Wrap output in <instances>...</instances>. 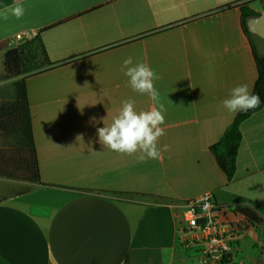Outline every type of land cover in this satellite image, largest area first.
I'll return each mask as SVG.
<instances>
[{"label":"crops","instance_id":"obj_1","mask_svg":"<svg viewBox=\"0 0 264 264\" xmlns=\"http://www.w3.org/2000/svg\"><path fill=\"white\" fill-rule=\"evenodd\" d=\"M243 4L264 14V0H25L22 19L0 20V77L18 34L21 44L40 33L52 63L26 79L41 184L0 191V264H201L179 234L177 206L206 193L257 213L254 226L229 220L241 232L234 264H262L264 108L241 124L232 181L210 150L237 114L223 106L229 90L253 91L258 79ZM129 56L161 77L158 146L170 150L159 160L113 152L97 136L122 101L153 106L128 85ZM18 79H0L2 101L14 99Z\"/></svg>","mask_w":264,"mask_h":264},{"label":"trees","instance_id":"obj_2","mask_svg":"<svg viewBox=\"0 0 264 264\" xmlns=\"http://www.w3.org/2000/svg\"><path fill=\"white\" fill-rule=\"evenodd\" d=\"M241 12L243 30L250 38L247 21L259 14L247 4L241 5ZM251 45L258 71L253 92L260 95L262 102L248 112L237 113L220 140L210 148L228 181L234 179L237 170V157L243 140L241 124L264 108V54L258 51L252 40ZM3 65L1 80L19 79L14 83L15 97L12 101L4 102L0 96V177L41 184L26 87L29 76L39 74L52 65L40 33L9 49L4 55ZM241 213L250 220L259 219L252 210L242 209Z\"/></svg>","mask_w":264,"mask_h":264},{"label":"clouds","instance_id":"obj_3","mask_svg":"<svg viewBox=\"0 0 264 264\" xmlns=\"http://www.w3.org/2000/svg\"><path fill=\"white\" fill-rule=\"evenodd\" d=\"M25 12V0H12L11 4L0 7V20L7 21L13 17L20 20ZM121 70L128 78L129 87L136 93L147 95L153 106L137 111L133 99L122 101L121 108L111 124L97 128L99 142L122 155L138 154L137 159L140 162L146 159L159 160L164 152L170 150V145L158 146L159 139L166 134L167 127L166 107L164 104L156 106L160 92L155 86V81L161 77L146 62L134 63L131 56L123 61ZM261 102L260 95L243 83L231 88L222 103L228 112L236 114L257 108Z\"/></svg>","mask_w":264,"mask_h":264},{"label":"built area","instance_id":"obj_4","mask_svg":"<svg viewBox=\"0 0 264 264\" xmlns=\"http://www.w3.org/2000/svg\"><path fill=\"white\" fill-rule=\"evenodd\" d=\"M25 38L18 34L11 42L19 45L18 42ZM177 207L181 217L179 234L190 246L197 248L201 264H234L241 232L238 223L229 220V215L241 217L240 223L244 227L254 226V222L234 207L218 205L210 193L182 202ZM222 216L228 218L226 222L220 220ZM259 250L264 264V242Z\"/></svg>","mask_w":264,"mask_h":264},{"label":"water","instance_id":"obj_5","mask_svg":"<svg viewBox=\"0 0 264 264\" xmlns=\"http://www.w3.org/2000/svg\"><path fill=\"white\" fill-rule=\"evenodd\" d=\"M247 27L252 42L258 51L264 54V14L250 17Z\"/></svg>","mask_w":264,"mask_h":264},{"label":"rangeland","instance_id":"obj_6","mask_svg":"<svg viewBox=\"0 0 264 264\" xmlns=\"http://www.w3.org/2000/svg\"><path fill=\"white\" fill-rule=\"evenodd\" d=\"M16 182H22V181L0 177L1 194L3 195L4 193L16 192V191L20 192L21 190H24L25 188L29 187L28 184H16Z\"/></svg>","mask_w":264,"mask_h":264}]
</instances>
